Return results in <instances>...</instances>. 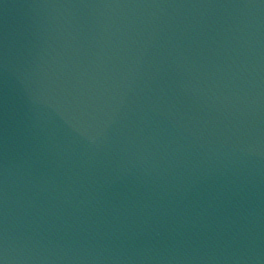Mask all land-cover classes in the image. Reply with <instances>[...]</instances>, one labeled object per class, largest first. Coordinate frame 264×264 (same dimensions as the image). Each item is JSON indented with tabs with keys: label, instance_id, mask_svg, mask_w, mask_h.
<instances>
[{
	"label": "water",
	"instance_id": "95a60500",
	"mask_svg": "<svg viewBox=\"0 0 264 264\" xmlns=\"http://www.w3.org/2000/svg\"><path fill=\"white\" fill-rule=\"evenodd\" d=\"M4 264H264V0H0Z\"/></svg>",
	"mask_w": 264,
	"mask_h": 264
},
{
	"label": "snow or ice",
	"instance_id": "6c2138e0",
	"mask_svg": "<svg viewBox=\"0 0 264 264\" xmlns=\"http://www.w3.org/2000/svg\"><path fill=\"white\" fill-rule=\"evenodd\" d=\"M0 264H4V261H3V259H0Z\"/></svg>",
	"mask_w": 264,
	"mask_h": 264
}]
</instances>
